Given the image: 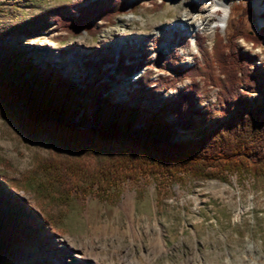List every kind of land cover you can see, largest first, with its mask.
<instances>
[{
    "label": "rangeland",
    "instance_id": "rangeland-1",
    "mask_svg": "<svg viewBox=\"0 0 264 264\" xmlns=\"http://www.w3.org/2000/svg\"><path fill=\"white\" fill-rule=\"evenodd\" d=\"M3 1L5 24L64 3H72L78 13L85 4L82 0ZM88 1L91 8L103 12L120 9L109 21L96 19L95 32L72 35L52 25L39 34H11L2 41L20 47L38 63L50 62L77 83L107 81V92L115 100H128L130 90L139 87L140 92L151 93V99L136 100L145 106H160L161 99L173 98L195 83L197 106L213 103L219 91L209 81L215 73L211 61L214 33L228 37L233 30L254 33L264 28L263 14L252 6L258 1L263 13L264 0H218L207 9L205 0ZM186 11H202L203 17L212 20V30L196 27V31L180 24ZM237 43L264 62V43L254 46L241 36ZM120 52L128 62L133 57L142 64L130 73L117 74L115 81L109 74L115 73L113 60ZM156 53L161 55L158 60ZM88 58L95 71L85 62ZM176 64L202 65L201 74L179 79ZM216 109L207 125L230 114L221 106ZM26 114L22 106L0 103V174L9 190L25 198L44 227L38 240L12 245L6 264H264V177L239 172L226 179H200L187 173L141 175L102 195L75 189L67 204L60 203L34 189L41 162L71 158L97 167L104 157L68 136L55 138L52 133L70 134L58 122H48L42 130ZM193 134V130H182L177 137ZM101 145L108 149L120 144Z\"/></svg>",
    "mask_w": 264,
    "mask_h": 264
},
{
    "label": "trees",
    "instance_id": "trees-1",
    "mask_svg": "<svg viewBox=\"0 0 264 264\" xmlns=\"http://www.w3.org/2000/svg\"><path fill=\"white\" fill-rule=\"evenodd\" d=\"M82 1L85 4L78 13L72 3H64L5 24L4 1L0 0V103L11 108L22 106L25 116L42 130L48 122H58L70 134L52 133L55 138L65 140L68 136L80 147L102 152L104 157L97 167L79 159L45 158L34 185L36 192L67 204L75 189L83 194L95 190L102 195L122 181L141 175L172 177L187 173L200 179H226L228 174L239 172L264 177V62L237 43L238 36L254 46L264 43V28L254 33L233 30L228 37L219 31L214 33L211 61L215 73L210 74L209 81L219 91L213 103L197 106L199 87L195 83L180 89L173 98L161 99L160 106H145L136 100L151 99V93L140 92L139 87L130 90L128 100H115L107 92V81L77 83L50 62L38 63L20 47L2 41L11 34H39L52 25L72 35L82 30L95 32L96 19L109 21L120 9L111 7L103 12L91 8L88 0ZM262 14L264 17V11ZM125 56L120 52L114 58L115 73L109 74V79L117 81V74L130 73L142 64L133 57L128 62ZM160 56L156 53L157 60ZM90 61L85 60L95 71ZM201 68L176 64L174 70L182 79L200 75ZM253 91L258 94L253 96ZM218 106L230 114L207 125ZM188 129L194 131L193 136L177 137ZM103 142L120 145L106 149ZM43 227L25 198L9 190L0 174V264H6L12 245L38 240Z\"/></svg>",
    "mask_w": 264,
    "mask_h": 264
},
{
    "label": "bare ground",
    "instance_id": "bare-ground-1",
    "mask_svg": "<svg viewBox=\"0 0 264 264\" xmlns=\"http://www.w3.org/2000/svg\"><path fill=\"white\" fill-rule=\"evenodd\" d=\"M217 1L218 0H205L204 8L206 7V9H207V8L213 7L214 5L217 4ZM252 6L255 8L256 13H258L259 15L262 14L263 9H262V7L258 1H253ZM184 15H186L187 17H186V19L180 20V22H179L180 24H183V25L187 24L189 26H192V29L194 28L195 30L197 29L196 27H198V28L201 27L202 29L207 30V31L212 30V26H211L212 20H210L207 17H203L202 11H201V13H191L189 11H186V13L184 12ZM193 40H195V39H193ZM254 264H257V262H254Z\"/></svg>",
    "mask_w": 264,
    "mask_h": 264
}]
</instances>
